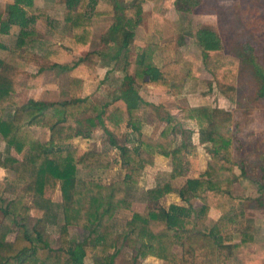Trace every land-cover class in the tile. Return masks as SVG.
Here are the masks:
<instances>
[{
  "label": "trees",
  "instance_id": "trees-1",
  "mask_svg": "<svg viewBox=\"0 0 264 264\" xmlns=\"http://www.w3.org/2000/svg\"><path fill=\"white\" fill-rule=\"evenodd\" d=\"M144 2L135 0L125 7L129 18L127 27L139 23ZM97 3V0L66 1L65 21L70 24L73 38L82 51L91 49L94 18L102 15L96 12ZM33 4L34 0H15L4 21L6 29L18 25L21 32L9 56L0 59V142L17 155L26 156L23 160L11 155L0 157V167L12 172L22 184L18 196L6 201L7 183L0 180V211L4 215L0 223V264H86L87 258H93V264H117L124 247L134 249L136 261L154 257L164 264H240L243 257L245 264H258L257 260L264 262L263 240L259 241L256 233L243 229L246 198L232 194L238 178L234 163L237 129L234 114L208 105L185 110L184 118L197 122L201 141L208 145L210 160L204 174L188 179L179 190L173 182L188 174L190 161L186 155L194 147L186 142L174 146L172 120H168L156 139L143 131L146 116L141 111L140 86H153L179 96L188 82L199 79L196 68L186 71L177 61L157 67L154 56L162 48L156 44H148L129 58L126 49L133 37L130 33L124 37L125 42L112 51L117 59L122 53L126 55L125 69L130 70L126 79L128 88L117 101L102 106L90 98H83L84 82L71 78L68 100L54 103L30 100L20 106L19 94L26 87H34L45 71L41 67L36 76L27 71L30 64L37 61L35 49L39 48L43 55L49 51L48 46H42L32 27L35 19L28 18L25 10ZM190 4L200 5L201 0H191ZM161 25L162 20H158L157 31ZM196 41L206 55L224 49L223 39L211 28H200ZM106 55L104 49L89 51L85 58L58 67L63 71L90 72L96 70ZM237 74L236 66L225 64L215 72V81L230 86ZM261 89L264 95V86ZM11 107H15L13 114L8 111ZM81 114L92 116L90 126L94 127L97 121L105 131L109 148L120 151L121 164L126 170L124 179L108 185L94 179L80 180V168L108 170L113 164L109 148L80 154L72 145L75 138L90 135L79 129ZM123 125L136 135L135 148L118 144L123 136ZM33 127L49 129L50 140L37 139ZM158 155L172 160V171L167 181L146 192L147 201L158 203L177 193L182 205L154 208L148 213L135 212L118 230L117 216L132 209L129 186L139 184L146 167L153 166ZM58 190L62 203L55 205ZM28 197L34 198L35 205L46 211L49 224L59 226V246H51L41 231H30ZM197 200L201 203L198 208L193 203ZM212 209L221 215L207 226ZM71 228L88 232L89 241L75 245ZM13 233L17 236L10 242L8 236Z\"/></svg>",
  "mask_w": 264,
  "mask_h": 264
},
{
  "label": "rangeland",
  "instance_id": "rangeland-1",
  "mask_svg": "<svg viewBox=\"0 0 264 264\" xmlns=\"http://www.w3.org/2000/svg\"><path fill=\"white\" fill-rule=\"evenodd\" d=\"M96 6L112 12L106 15V18H100L94 23L95 36L92 43V51L96 48L108 49L114 51L119 43L125 42V36L130 33L133 35L128 43L126 51L135 54L136 50L142 46L143 42L158 41L154 37L153 25L154 17H164L167 23H163L167 40L165 45H170V49H178L170 52L171 60L179 62L182 69L188 71L191 67H195L200 77L197 80L190 81L186 85L184 92L180 96H175V100L170 98L172 104L160 106H151L152 103L142 106L143 112L146 113L149 121L156 120L157 129L151 128L148 134L157 135L163 126L167 124V119L172 118L173 110L181 109V113H177L174 118L178 129H182L174 135L177 144L182 142L193 143V140L200 138L197 128L192 122L184 121V112L191 105H212L216 107H225L234 114L235 125V151L234 163L238 176L232 194L234 196H244L246 201L243 208L246 212V224L243 229L258 234L259 241L264 242V95L261 94V87L264 86V0H201L200 5H192L191 0H154L149 1L144 16L136 26L127 27L128 17L126 16L125 6L131 5L135 0H98ZM118 3V5L116 4ZM101 4V5H100ZM116 4V5H115ZM136 21V20H135ZM144 22V26L139 28L140 23ZM171 24V25H170ZM143 25V23H142ZM171 29L168 30V28ZM211 28L216 31L224 42V49L217 54L206 55L198 46L196 41V33L202 28ZM45 27H40L39 33L41 37L45 36V32H54L52 30L44 31ZM56 41L71 42L72 37L64 29L56 30ZM142 41V42H141ZM133 53L130 54L133 55ZM159 60L158 63L163 61ZM166 60H168L166 58ZM60 61L62 62L61 58ZM50 63V62H49ZM46 62V65L50 66ZM233 64L237 69L235 82L228 86L225 83L215 81V72L225 64ZM47 66V67H48ZM59 71L47 73L43 77L45 89L57 87L60 83H64L65 77L60 82L57 77ZM45 79V80H44ZM70 80V79H69ZM42 81V83H43ZM59 82V83H58ZM234 85V86H233ZM45 91V90H44ZM262 95V96H261ZM43 96L35 92H22V103L35 100V98ZM47 97V96H45ZM145 99L151 100L149 95H145ZM93 101V100H92ZM94 102V101H93ZM95 103V102H94ZM151 104V105H149ZM178 107V109H176ZM224 108V109H225ZM173 109V110H172ZM82 115V114H81ZM78 117L79 129L89 132L85 124L89 121L88 114ZM161 124L159 125V121ZM162 125V127H161ZM86 127V129L84 128ZM156 130V131H155ZM98 137L102 135L107 139L106 134L99 132ZM135 139V138H134ZM120 143L127 147L135 146L134 140L128 141L123 137ZM108 142L103 145L102 149L109 148ZM130 147V148H131ZM113 164L109 171L95 172L88 170H80V180L94 179L96 181L108 184L124 178L125 172L120 170V162L118 154L110 149ZM196 155L188 158L192 163L205 164V160L195 159ZM203 157V156H202ZM204 159V157H203ZM170 164L164 161L160 168V172H154L152 169L145 174L142 186L130 185L129 199L132 202L130 211H123L117 216V229L120 230L123 224L131 218L133 213H148L154 208H169L172 204H176L178 194H173L158 203L148 204L145 188L149 185L165 182L169 179ZM192 165V164H191ZM201 166V165H200ZM157 173V174H155ZM188 173L185 177L189 176ZM191 176V174H190ZM152 178V182L148 183V179ZM245 177V178H242ZM151 181V179L149 180ZM185 182H174L176 190L182 188ZM11 199L8 198L7 201ZM147 202V203H146ZM198 208L201 203L197 200L193 202ZM34 216V217H33ZM29 219L27 226L30 231L37 229L41 231L44 239L53 247L60 244L58 227L53 224L48 225L46 214L38 221V213H34ZM1 219V218H0ZM62 219H60V222ZM207 226L211 223L206 222ZM259 231V233H258ZM71 237L74 244L89 241L88 232L82 229H71ZM264 248V244L258 243ZM181 252V249H178ZM261 250V249H260ZM135 251L132 248L124 247L117 259V264H164L157 260H135ZM240 264H245L243 257ZM262 260V259H261ZM148 261V262H147ZM258 264H264L259 262ZM86 264H93V258H87Z\"/></svg>",
  "mask_w": 264,
  "mask_h": 264
},
{
  "label": "crops",
  "instance_id": "crops-1",
  "mask_svg": "<svg viewBox=\"0 0 264 264\" xmlns=\"http://www.w3.org/2000/svg\"><path fill=\"white\" fill-rule=\"evenodd\" d=\"M66 1L67 0H34V4L32 7L25 8V10L28 14V18H34L35 19V24L32 27L38 33L39 39L43 43L42 46H44V47L48 46L49 51L46 52V55H43L39 51V48L35 49V53L37 55V57H36L37 61L32 62L27 71L30 75H33V76L38 75L41 67H44L45 71L43 73L42 78L35 82L36 85H34V87H30V88L26 87L23 89L22 92H24V93L35 92L39 95L43 94V96H39V97L35 98V101H42V102H46V103L65 101V100L69 99V94H68L69 79L74 78V79L82 80L84 82L83 93H82L83 98H90L95 103L100 104L102 106L107 105V104H111V103L117 101L118 99H120L123 96L125 89L128 88V82L126 79L128 76H130V70L125 69V58H126L125 56L126 55H124V53H122L121 56L117 59L115 57V53H112L111 51H108V49H106V53H108V55L103 56L101 59V63L96 68V70H92L90 72H82L79 70L63 71L61 68L58 67L61 64L73 63L74 61H76V59L85 58L87 56V54L89 53V51H92V46H91V49L88 51L87 50L82 51L77 46V44L73 38L71 26H70V24H68L65 21V13L67 11ZM128 1H133V0H127V2ZM149 1H154V0H145V2L143 3V14H142V16H144V14L146 13V9H147V6L149 4ZM97 2H98L97 3V6H98L99 1L97 0ZM14 3H15V0H0V16H2V19L0 20V59L1 60H5L9 56L10 50L15 46V44L18 40V37L20 35V32H21V27L18 25H12L9 27V29H6V24L4 22V21H7L9 8ZM116 4L118 5V3H116ZM129 6H127V7H129ZM96 12L102 13V15L97 17V18H94V23L96 22V20H99L100 18H106L107 17L106 15H110L113 13V11L109 12L105 9H100V7H98V8L96 7ZM158 20H162V25H161L160 29L157 31L156 26H157ZM165 22L167 23V21L165 20L164 17H161L159 15L155 16L154 17V25H153V32H154L153 36L156 37L158 39V41H151L149 43L143 42L142 46L139 47L135 52V53H137V52L141 51L148 44L159 45L162 49L158 50L154 56V62L157 65V67H159V68H162L167 63L175 61V60L170 59V56L172 55L170 52H172L174 50L175 51L178 50V49H170L171 48L170 45L164 44L165 40H167V38H166L167 36L165 34V32L167 30L164 31V27H163V23H165ZM142 23H143V25H142ZM142 23H140L139 28L144 26V22H142ZM41 26L45 27L44 31L52 30L54 32H47V33L45 32V36L41 37V34L39 33V30H40L39 28ZM60 29H64L65 31H67L68 34L71 35V37L73 38L71 42L69 41V42L65 43L66 40L65 41L54 40V39H56L55 37L57 36L56 30H60ZM169 29H171V26H170V28H168V30ZM94 36H95V26H94ZM94 36H93V39H94ZM52 46H53V48H51ZM101 50H103V49H101V48L93 49V51H101ZM131 53H133V52H131ZM131 53L127 52V55L129 58H131L130 57ZM60 58H61L62 62L60 61ZM162 58H163V61H161V63H158L159 60H157V59H162ZM166 58L168 60H166ZM46 62L47 63L50 62L49 64H51V65L50 66L46 65ZM55 71H59L58 75H57L58 79H60L59 82L64 79L63 77H65V79L63 80L64 83L63 84L60 83L57 87H54V89H52V88L51 89L50 88L45 89L46 85L44 84L43 77H46L47 73L50 74V73H54ZM199 77H200V75H199ZM42 81H43V83H42ZM192 81H194V80H192ZM140 87H141L140 97H141L142 102H143L142 106L148 105V102H150V103H152V105L151 104H149V105H151L152 107L153 106H157V107L160 106L162 108V105H165V106L168 105V101H170L169 105L172 104V101L170 100V98L175 100V95L171 94L168 90L155 88L153 86H148V85H144V84H142ZM22 92L19 94L20 106L25 105V103H22L23 101H21V97H20L22 95ZM145 95L146 96L149 95L152 98V101L145 99L146 98ZM45 96H47V97H45ZM142 106H141V111L146 116L143 131L145 134L156 139L159 137L161 132L165 129L167 124L165 126H163V128L161 129V131L157 135L156 134L155 135L148 134V132L151 128L157 129V124L155 123L156 120L155 121L152 120V122L148 120L146 113L143 112V110H142ZM199 106H205V105H191V107H199ZM208 106H211L213 108H219V109L225 108V107H216V106H212V105H208ZM176 109H178V107H176ZM14 110H15V107H11V108H9L8 111L10 114H13ZM224 110H228V109L225 108ZM177 113H181L180 108L177 111L173 110L172 114H175V115H173L172 118H169L166 120L167 122H168V120H172L174 122L175 131L172 135L173 139L175 138L174 135H176L177 133H179V131L182 130V129H178L176 127V124H180V123L175 122L174 118H173V117L177 118ZM183 119H184V121L192 122V124H195V126L197 128L198 136H200V138L197 139L196 141L193 140L192 146L194 147V149L190 154L186 155V157H189L190 155H191V157H193L196 155L195 159H198V160L200 159L201 161L202 160L206 161L205 164H199L198 162L193 163V161H192V163H190L189 172H188L191 174V176L189 174V176H187V177H182V178H179V179L174 181V182H177V181L181 182V180H183V182L186 183V181L188 179H197L202 174L205 173V171L207 169L208 161L210 160V153H209L208 148H207L208 145L201 141L200 128H199L197 122L191 121V120H186L184 117H183ZM95 123H96L95 126L91 127L90 122L88 121L85 124V126L88 128L91 127V129H86V127H84L89 132L90 131L91 132L95 131V132L90 133V135L88 137L80 136V137L75 138L72 141V145L74 146V148H77L79 150L80 154H83L86 151L101 152V151H103L102 146L103 145L105 146V143L108 142L107 139L104 138V136L102 137V135H101L100 138L98 137L97 134L99 132H101V134H105V131H104L103 127L98 124L97 121H95ZM161 123L162 122L160 120L159 125ZM161 127H162V125H161ZM32 131L35 134V136L37 137V139L44 141V142H47L50 140L49 129L33 127ZM123 137H126L128 139V141L134 140V143H135L134 148L136 147V140H137L136 135L132 132V130H129L127 128V125H123V136L118 139V144L120 146H124L120 143V141L122 140ZM174 141H175L174 146H179V145H182L184 143V142H182L181 144H177L176 139H174ZM186 143H188V142H186ZM131 148H133V147H131ZM113 150L115 152H118L117 148H113ZM8 155L16 157L20 160H23L26 156V154L17 155L13 149L9 150L4 142H0V157L3 158V157H6ZM202 156L204 157V159ZM118 158H119V162H120V164H119L120 170H121V172L124 171L126 174V170L123 168V166L121 164V154L120 153L118 154ZM164 161H168L169 163H171L170 164L171 167H170V171H169L171 173V171H172V160L170 158L158 155V156H156L155 164L153 166H147L146 167V169L143 173V176L141 178V181L139 182V184L133 185L134 188L136 187L138 189L137 186H142V183H144L145 174L147 172H149L150 169H152V170L154 169L153 170L154 172H160L161 171L160 166ZM189 161L191 162L190 159H189ZM80 170H84V169L80 168L79 172H80ZM105 171H109V169L108 170H98L95 172H105ZM155 174H157V173H155ZM152 178L153 177L148 179L149 184H150V182H152ZM242 178H245V177H242ZM122 179H124V178H122ZM150 179H151V181H149ZM0 180H3L7 183V189H6V193H5L6 201L8 198H11L8 201L14 200L18 196L20 189L22 187V184H20L19 182L16 181L15 175L12 172H10L4 168H1V167H0ZM119 180H121V179H119ZM174 182H173V185H174ZM100 183H102V182H100ZM102 184H105V183H102ZM108 184H111V183H108ZM108 184H105V185H108ZM158 184L159 183H156L155 185H149V187L145 188L146 192L149 189L155 188ZM130 187L131 186H129V190H130ZM233 189H234V187H233ZM174 194H176V193H174ZM170 195H173V194H170ZM170 195H168V196H170ZM168 196H166L165 198H167ZM165 198H163L162 200H165ZM178 199H179V201H177L176 204L182 205V202H181L179 196H178ZM162 200H160V201H162ZM54 203H55V205H60L62 203V194H61L60 190L57 191V193L54 197ZM148 204H151V202H148ZM26 205L30 208V218H32L34 213H38V215H39L38 221H40L42 219V217L46 214L45 210L40 209L35 205L34 198H32V197L27 198ZM139 213H141V212H139ZM220 215H221V213L219 211L212 209L209 213L208 222L211 224L215 223L220 218ZM3 217H4V215L0 211V218H1L0 223L3 220ZM48 225H50V224H48ZM71 229H73V228H71ZM70 232H71V230H70ZM258 233H259V231H258ZM256 234H257V232H256ZM16 236H17L16 233L10 234L8 236V241L13 242L16 239ZM257 236H258V234H257ZM147 260L148 261L149 260H157L158 262L163 263V261H160L154 257H149V258H147Z\"/></svg>",
  "mask_w": 264,
  "mask_h": 264
}]
</instances>
